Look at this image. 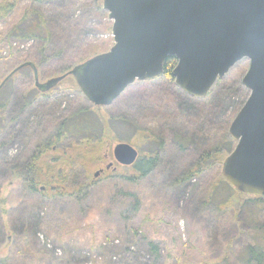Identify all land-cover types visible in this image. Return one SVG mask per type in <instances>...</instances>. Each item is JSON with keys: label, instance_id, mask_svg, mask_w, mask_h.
I'll use <instances>...</instances> for the list:
<instances>
[{"label": "rangeland", "instance_id": "obj_1", "mask_svg": "<svg viewBox=\"0 0 264 264\" xmlns=\"http://www.w3.org/2000/svg\"><path fill=\"white\" fill-rule=\"evenodd\" d=\"M101 2L45 0L38 5L15 0L13 9L0 18V55L6 58L11 52L14 58L24 57L0 58V82L25 61L33 62L40 81H45L107 51L113 45L112 20ZM38 14L45 19L47 39L24 36L32 22L38 21ZM41 46L42 53L38 51ZM248 64L247 58L239 60L204 98L185 94L173 78L161 76L133 82L107 106L88 102L69 75L45 92L58 103V109L56 102L47 106L46 98L38 96L32 69H19L1 88L0 130L9 131L13 138L6 139L5 149L0 150L5 166L22 167L37 141L55 130L60 119L56 112L68 108H96L117 141L106 137L97 159L92 152L78 148L73 152L68 145L86 135L99 137V123L87 133L81 125L69 137L53 140L48 154L78 156L72 183L88 178V185L77 193L68 187L63 195H30L24 192L18 174L2 171L0 264H250L242 254L251 242L255 212L264 221V199L259 210L251 205L238 214L223 205H200L199 200L222 176L230 141L223 138L220 142L224 150L216 151L219 159L205 162L200 173L191 172L196 170L202 148L208 146L205 140L219 138L218 130L227 131L246 101L249 90L241 80ZM27 94L29 104L24 110ZM52 113L57 116L52 118ZM209 122L210 131L198 132ZM148 129L164 138L150 139L149 132L143 131ZM2 136L0 143L5 140ZM125 142L137 150L138 158L158 155L154 168L139 181L128 180L137 174L132 165H121L113 157L114 146ZM226 193L220 184L214 203L223 202ZM150 242L158 246L157 256L151 253Z\"/></svg>", "mask_w": 264, "mask_h": 264}, {"label": "water", "instance_id": "obj_2", "mask_svg": "<svg viewBox=\"0 0 264 264\" xmlns=\"http://www.w3.org/2000/svg\"><path fill=\"white\" fill-rule=\"evenodd\" d=\"M101 5L112 20L113 45L107 51L45 81L35 64L25 61L1 80L0 89L19 69L30 67L39 91L71 75L88 102L107 106L133 82L161 77L164 60L173 56L175 86L204 98L218 79L247 58L241 83L249 95L229 124L235 146L221 175L238 192L264 197V0H102ZM113 157L130 166L138 152L126 142L117 143Z\"/></svg>", "mask_w": 264, "mask_h": 264}, {"label": "trees", "instance_id": "obj_3", "mask_svg": "<svg viewBox=\"0 0 264 264\" xmlns=\"http://www.w3.org/2000/svg\"><path fill=\"white\" fill-rule=\"evenodd\" d=\"M14 1L15 0L0 1V18H3L13 9ZM31 1L33 4L39 5L45 0H31ZM38 16H39L38 21L32 22V26L26 29L24 36L33 37L35 39L36 38L47 39L49 32L45 26V19L41 14H38ZM17 30L21 31L20 29ZM36 32L37 34H35ZM21 34L22 31L19 35ZM38 49H39L38 51L42 53L43 46L39 47ZM22 57L24 56H19L18 58H21L22 60L23 59ZM0 58L6 60L18 59V58H14L11 52L8 53V56L6 58H2L1 55ZM175 64H176V58L173 56H168L164 60V64H163L164 73L162 76L172 80L173 77L171 75V71L174 68ZM66 71H68V69ZM2 89H0V96L2 93ZM29 96L30 95L27 94L23 97L22 108H24V110L27 107V104H29V100L27 99ZM38 96H41L43 99L46 98L44 100L46 102H43L45 105L47 106L51 104L55 105L56 101L54 100V98L49 97L48 93L38 91ZM0 106L3 107V104L0 103ZM56 108L58 109L57 102H56ZM95 109L96 108L93 109L90 107H83V108L73 107V109L68 108L66 112L65 111L62 112V110L56 112L55 110L56 114L60 115V119L56 125L55 130L53 131L51 129L52 130L51 134L49 132L48 133L49 135L47 134L45 138L37 141V144L35 146V151L28 153V158L26 159L22 167L18 164H12V163L7 164L6 167L5 164L0 161V176L2 175L1 173L3 170H5L6 173L10 174V176H14L18 174L19 179L21 180V186L25 190L24 192H27L30 195L39 194L42 197L63 195L65 194L66 191H68L67 189L68 187L70 190H73L74 193L83 190L84 186L88 185L87 183L88 178L86 176H85L86 178L81 182L73 184L72 183L73 181H71V178H73V176L75 175V170H76L75 165H78L76 162L78 156L72 157V154H68V155L60 154L59 152L53 155L48 153L51 150V147L54 145L53 140H55V142L57 141L59 142L61 140V137L64 136L69 137V135H71L72 132L78 131L79 127L82 128L81 125L83 126L82 129L87 133L89 132V129H91L94 126L96 127L97 124L99 123L101 125V129H100L101 134L99 137H91L86 135L85 137L82 138L81 141L78 142H74L73 140H70L68 146L72 147L73 152L75 151V149L78 148L79 150L87 154H90L92 152V155L93 154L96 155L97 159L100 158L99 153L101 152L103 146L105 145L103 140L106 139V137L108 139L112 138V140L114 139L116 141L117 139L112 129H110V127L106 125V123L102 120V118L99 115H97L98 113ZM51 116L53 118L55 116V113L54 114L52 113ZM190 121L193 120L190 119ZM210 125L211 124L209 122L207 126L203 127L198 132L204 133L205 131H210ZM143 131L149 132V138L153 137L152 139L155 140H162V138H164L163 135L158 134L156 132L151 133L150 129ZM2 134H3L2 137H4L5 140L2 143H0V150L5 149V145L7 143L6 139H8V141L10 139H13L9 137L10 133L7 130H0V135ZM218 134H219V138H215V136H213L211 139L207 138L208 141L205 140V145L208 146L202 148L203 150L200 152L201 154L198 157V162H197L198 164L196 166V170L191 171L194 174L203 171V169L205 168L203 164L205 162H209L211 160L214 162V160L219 159L215 153L218 150H224L223 145H221L220 143L221 141L224 140L223 138L230 141L229 143L231 144V146L228 148V151L229 152L232 151L234 141L230 140V137L228 136L226 129L218 130ZM176 136H180V135L177 133ZM214 139H216L217 141H215ZM81 144H84V146L81 147L80 146ZM212 151L214 152L211 153ZM77 155L81 156L78 153ZM157 158H158L157 153L147 158L146 157L138 158L135 161V163L131 166L137 172V174L133 175L131 178H128V180L131 179L132 181H139V179H141L144 175L148 174L154 168L157 162ZM82 166L84 167V165ZM183 178H187V177L183 176ZM183 178H181L179 182H182ZM220 184L221 185L223 184L225 186L227 193L225 195V199L223 202L214 203L215 200L214 197L218 193V187L220 186ZM132 197L134 198L133 207L135 210H137V205H138L137 197L135 196L134 193L132 194ZM263 199H264L263 196L249 197L238 192L233 187H231L227 182H225L222 176H219L217 180L211 185V187L203 193L202 198H200L199 200L201 201L200 205L201 204L212 205L213 208H217L218 206L223 205L225 206V209H228L234 214H238L241 211H245V209L249 208L251 205L255 206L257 210H259V208L263 207V205H261L263 204L262 203ZM258 214L259 212H255V217L252 220L253 233L250 234L251 242L246 246V249L242 254L243 260L246 263H250V264L264 263V234H262L264 230V221H261L259 219V216H257ZM148 245L151 253L157 256L159 252L158 246L153 242L148 243ZM222 259L225 261L226 255Z\"/></svg>", "mask_w": 264, "mask_h": 264}]
</instances>
